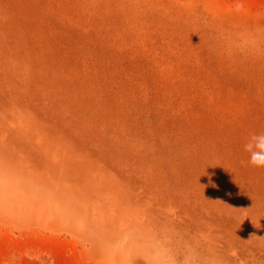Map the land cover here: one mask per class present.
<instances>
[{"label":"rangeland","instance_id":"1","mask_svg":"<svg viewBox=\"0 0 264 264\" xmlns=\"http://www.w3.org/2000/svg\"><path fill=\"white\" fill-rule=\"evenodd\" d=\"M264 0H0V264H264Z\"/></svg>","mask_w":264,"mask_h":264},{"label":"clouds","instance_id":"2","mask_svg":"<svg viewBox=\"0 0 264 264\" xmlns=\"http://www.w3.org/2000/svg\"><path fill=\"white\" fill-rule=\"evenodd\" d=\"M249 154V163L256 168H264V133H253L243 145Z\"/></svg>","mask_w":264,"mask_h":264}]
</instances>
